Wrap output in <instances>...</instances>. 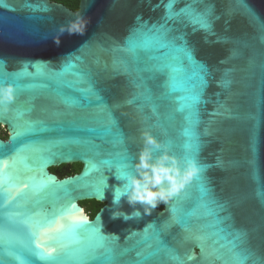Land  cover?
<instances>
[{"label": "water", "instance_id": "1", "mask_svg": "<svg viewBox=\"0 0 264 264\" xmlns=\"http://www.w3.org/2000/svg\"><path fill=\"white\" fill-rule=\"evenodd\" d=\"M168 3L80 0L73 11L52 0L0 2V86L14 89L0 103V167L9 164L20 193V207L9 206L23 213L15 219L28 220L0 218L11 240L0 264H178L170 252L183 264H264V0H175L171 18ZM206 11L210 30L193 19ZM77 24L83 31H70ZM160 26L191 60L141 35ZM132 40L150 46L133 56ZM145 147L151 162L166 153L181 177L192 172L150 212L117 179L124 165L142 178ZM73 164L82 169L72 176L51 171ZM89 200L103 204L93 218L81 205ZM81 216L87 223L74 227ZM36 220L56 221L38 251L57 259L28 250ZM92 225L109 238L103 246Z\"/></svg>", "mask_w": 264, "mask_h": 264}, {"label": "snow or ice", "instance_id": "2", "mask_svg": "<svg viewBox=\"0 0 264 264\" xmlns=\"http://www.w3.org/2000/svg\"><path fill=\"white\" fill-rule=\"evenodd\" d=\"M0 2H2V0H0ZM173 3H175V0H169V3L167 5L168 7V18L173 17L174 15H176L175 12H173L172 10V5ZM208 15L209 13L206 11L204 13H200L197 14L193 19L195 21V23H197L201 28L205 29V30H210L211 28V24L210 21L208 19ZM168 29H166L164 26H160L159 28L157 27H153L148 29L147 33H142V36L145 37H150V40L152 43H154L156 46L159 47H173L176 48V44L175 41L179 38L174 37L172 39L168 38ZM150 46V44L148 42H146L145 40H132L129 42V47H128V51L133 55V56H137L138 53L141 50H147V48ZM177 51H180L184 54L185 57H187L189 60H191L192 58V53L191 51L185 47L184 45H180L178 48H176ZM69 67H71V65H69ZM163 67H167V65H162L160 67V69L158 70H162ZM201 71H205L206 72V68H204V66H199ZM20 133H17V135H19ZM155 147V146H154ZM185 147L187 148L188 145H185ZM157 148V147H156ZM159 149V148H157ZM183 160L184 163H189V157L187 155L183 156ZM9 167V164L7 162L3 163V166L0 167V218H2L5 221H12L13 223L16 224H26L28 223V220H17L15 219L16 217L22 216L23 213L22 212H13L10 209V205H12V208H19L20 204L19 201H17V203L15 205L12 204V202L14 200H16V197L20 195L19 192H17L15 195L12 194L11 192V187L12 185H9V180L11 179L9 173H7L6 171H4V169H7ZM203 167V166H201ZM135 172V166L134 165H124L121 167V170L119 171L118 175H117V179L126 182L124 184V195L128 196L130 195L129 190L132 188L131 185V176L134 174ZM198 179H201V177H198ZM258 195H261L262 197H264V193H260ZM30 219V218H29ZM177 223H179V221H175ZM56 223L55 220H48L46 223L41 222L40 220H36L34 221V225L33 227L35 228V230H31L30 228V237L31 239V243L33 245H35L34 248H29L28 250L31 251L33 254L40 256V258L42 259H49V260H55L57 259V257L51 256L50 254L47 253V251L45 250V253H40L38 250L43 248V244L40 243L39 237L42 234L43 230L46 228H51L54 224ZM87 222L84 220V218L81 216L79 218H77L74 223L73 226H80L83 224H86ZM90 230L95 234L97 240L100 242L99 246H103V242L107 239H109L108 237H105L103 235L100 234V230H99V226L98 225H92L90 226ZM57 232L60 231V229H56ZM9 243H11V240L9 238V232L8 229L3 225L0 224V247L4 246V245H8ZM7 251V250H6ZM7 254L11 255L10 252H8ZM14 259H20L19 256H14ZM189 259H191V257H188ZM170 259L177 261L178 264H183V261L181 260L179 255H175V254H171L170 252Z\"/></svg>", "mask_w": 264, "mask_h": 264}, {"label": "clouds", "instance_id": "3", "mask_svg": "<svg viewBox=\"0 0 264 264\" xmlns=\"http://www.w3.org/2000/svg\"><path fill=\"white\" fill-rule=\"evenodd\" d=\"M83 31V27L77 24L70 31ZM59 43V40H57ZM14 98V89L12 85L0 86V103H10ZM146 144L160 148L161 145L149 133H144ZM153 158L151 147H145L141 152L139 163L136 169L140 177L132 175V190L129 195V202L135 204L143 203L146 206L145 211L150 212L151 207H155L160 200H167L179 188L183 187V182L187 181L192 172L189 171L183 177L180 176V169L175 163V158H170L166 153L163 154L156 163L151 162ZM173 159L174 163L171 167H165L163 161ZM190 167H193L190 165ZM150 169L151 171H145Z\"/></svg>", "mask_w": 264, "mask_h": 264}, {"label": "trees", "instance_id": "4", "mask_svg": "<svg viewBox=\"0 0 264 264\" xmlns=\"http://www.w3.org/2000/svg\"><path fill=\"white\" fill-rule=\"evenodd\" d=\"M52 1H55L57 3H62L73 11H78L80 7V0H52ZM7 138L8 136L5 134L3 139H7ZM81 169H82V164H73V165H62L60 167H55L52 168L51 171L57 174L60 178H63L79 173ZM81 205L86 209V212L89 214L91 218H93L103 206L102 203L95 200L83 201L81 202ZM157 205L159 208H163L164 207L163 200L158 201Z\"/></svg>", "mask_w": 264, "mask_h": 264}, {"label": "rangeland", "instance_id": "5", "mask_svg": "<svg viewBox=\"0 0 264 264\" xmlns=\"http://www.w3.org/2000/svg\"><path fill=\"white\" fill-rule=\"evenodd\" d=\"M6 132V128L5 127H1V132H0V137L4 136ZM89 215V214H87Z\"/></svg>", "mask_w": 264, "mask_h": 264}, {"label": "bare ground", "instance_id": "6", "mask_svg": "<svg viewBox=\"0 0 264 264\" xmlns=\"http://www.w3.org/2000/svg\"><path fill=\"white\" fill-rule=\"evenodd\" d=\"M82 211H83V213L85 214V212H84V210L82 209ZM86 215V214H85ZM86 217L88 218V216L86 215ZM88 220H89V218H88Z\"/></svg>", "mask_w": 264, "mask_h": 264}]
</instances>
